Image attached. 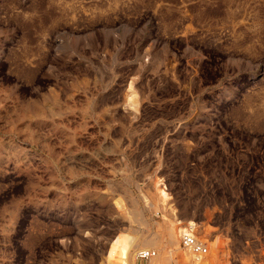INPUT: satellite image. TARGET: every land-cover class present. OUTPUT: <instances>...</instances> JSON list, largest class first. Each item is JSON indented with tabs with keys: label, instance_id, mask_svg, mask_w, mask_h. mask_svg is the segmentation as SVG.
Listing matches in <instances>:
<instances>
[{
	"label": "rangeland",
	"instance_id": "rangeland-1",
	"mask_svg": "<svg viewBox=\"0 0 264 264\" xmlns=\"http://www.w3.org/2000/svg\"><path fill=\"white\" fill-rule=\"evenodd\" d=\"M119 237L264 264V0H0V264Z\"/></svg>",
	"mask_w": 264,
	"mask_h": 264
},
{
	"label": "built area",
	"instance_id": "built-area-1",
	"mask_svg": "<svg viewBox=\"0 0 264 264\" xmlns=\"http://www.w3.org/2000/svg\"><path fill=\"white\" fill-rule=\"evenodd\" d=\"M194 226L187 225L179 233V244L187 251L193 261H202L209 253L208 246L205 242L200 240L194 231ZM157 256V250L153 248L140 249L135 254L136 264H151L150 260Z\"/></svg>",
	"mask_w": 264,
	"mask_h": 264
},
{
	"label": "bare ground",
	"instance_id": "bare-ground-1",
	"mask_svg": "<svg viewBox=\"0 0 264 264\" xmlns=\"http://www.w3.org/2000/svg\"><path fill=\"white\" fill-rule=\"evenodd\" d=\"M161 196H162V198H166L167 197V195L163 191H161ZM188 225H190V224H188ZM191 226H194L195 227L196 225L191 224ZM131 242H133V241H131ZM131 242L126 237H124V238L119 237L116 240V242L113 244V246L111 247V249H110L109 257H108L109 260H112V259H115L116 260L117 259L118 261L122 262L123 264H128V261H130L132 259V254H133L132 253V250H134L135 249V246H136V242L135 243H131ZM145 243L143 245H146ZM151 244L152 243H150L149 245H151ZM143 248L145 249L147 247L144 246ZM156 257H154L153 259H151L150 262L152 260L156 259Z\"/></svg>",
	"mask_w": 264,
	"mask_h": 264
}]
</instances>
